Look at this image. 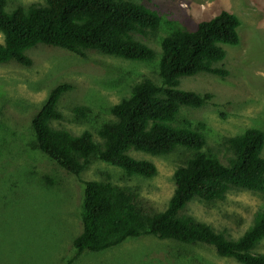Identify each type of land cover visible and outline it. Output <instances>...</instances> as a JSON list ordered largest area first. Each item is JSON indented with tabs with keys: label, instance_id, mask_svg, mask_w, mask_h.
I'll return each mask as SVG.
<instances>
[{
	"label": "rangeland",
	"instance_id": "obj_1",
	"mask_svg": "<svg viewBox=\"0 0 264 264\" xmlns=\"http://www.w3.org/2000/svg\"><path fill=\"white\" fill-rule=\"evenodd\" d=\"M134 1L157 10L163 18L158 31L135 35L153 49L155 56L151 61H127L99 51H88L83 58L40 44L28 52L30 67L13 61L0 65V264H58L73 255L72 242L82 231L83 184L32 147L36 141L32 120L56 87L68 84L72 90L60 98L58 109L63 120L51 122L52 127L74 135L88 131L94 143L101 145L97 131L103 124L116 121L111 113L113 106L127 98L133 86L143 80L161 83L162 39L179 28L193 31L199 23L229 11L241 25L239 44L224 45L226 57L217 64L228 75L223 81L206 73L183 77L179 89L210 94L212 99L199 109L181 107L179 122L203 124L207 145L221 151L224 164L228 154L223 140L247 129L264 132V0ZM6 3V12L10 13L18 6L45 4V0ZM78 107L88 109L84 119L75 114ZM128 154L153 162L157 174L152 178L128 177L122 169L93 158L80 179H107L129 189L138 206L149 215L166 209L175 189V170L196 151L179 147L161 157L134 150ZM44 177H52L59 192L55 191L56 185L45 188ZM263 206L264 192L232 189L224 200L205 203L196 199L181 213L236 240L253 225ZM252 253H264V239ZM74 264L240 263L219 257L212 246L141 236L104 252L85 251Z\"/></svg>",
	"mask_w": 264,
	"mask_h": 264
},
{
	"label": "trees",
	"instance_id": "obj_2",
	"mask_svg": "<svg viewBox=\"0 0 264 264\" xmlns=\"http://www.w3.org/2000/svg\"><path fill=\"white\" fill-rule=\"evenodd\" d=\"M6 4L0 0V65L13 61L30 67L28 52L40 44L83 58L88 51H99L127 61H151L153 49L135 35L154 33L163 22L157 10L134 0H45V4L18 6L10 13ZM240 25L236 15L222 11L193 31L179 28L164 37L161 83L143 80L113 106L116 121L103 124L97 131L101 145L94 143L88 131L74 135L52 127L51 122L63 120L59 100L72 87L63 84L49 93L32 120L36 139L32 147L84 186L82 231L72 242L73 255L58 264H74L85 251L104 252L141 236L212 246L219 257L233 258L240 264H264V253H252L264 239V206L256 213L253 225L236 240L181 213L196 199L205 203L224 200L232 189L264 192L263 131L247 129L223 140L228 154L224 164L221 151L207 145L204 125L181 123L178 118L181 107L199 109L212 99L210 94L179 89L181 79L206 73L223 81L228 71L217 64L226 57L224 45L239 44ZM74 111L81 119L88 113L85 107ZM179 147L193 149L196 154L175 170L173 196L159 213L145 214L135 195L111 180L80 179L93 158L122 169L128 177L152 178L157 174L155 164L133 158L129 151L161 157ZM44 178L45 188L56 185L52 177Z\"/></svg>",
	"mask_w": 264,
	"mask_h": 264
}]
</instances>
